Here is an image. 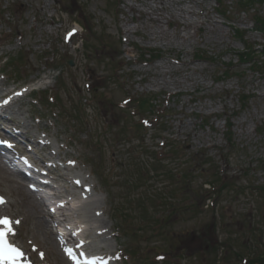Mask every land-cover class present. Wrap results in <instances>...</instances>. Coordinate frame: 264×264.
I'll return each mask as SVG.
<instances>
[{
	"label": "rangeland",
	"instance_id": "374dc122",
	"mask_svg": "<svg viewBox=\"0 0 264 264\" xmlns=\"http://www.w3.org/2000/svg\"><path fill=\"white\" fill-rule=\"evenodd\" d=\"M217 6L0 0V91L33 83L50 98L23 95L4 115L47 141L30 157L52 155L57 191L91 201L82 213L107 264H264V32L255 29L264 2L243 11L224 0L222 16ZM247 46L260 70L239 60ZM0 192L14 203L0 213L19 225L26 264H70L17 191L0 180Z\"/></svg>",
	"mask_w": 264,
	"mask_h": 264
},
{
	"label": "bare ground",
	"instance_id": "6f19581e",
	"mask_svg": "<svg viewBox=\"0 0 264 264\" xmlns=\"http://www.w3.org/2000/svg\"><path fill=\"white\" fill-rule=\"evenodd\" d=\"M158 1L161 2V0ZM156 10H158L156 7L153 8V11ZM143 14H144L143 16L148 20H157L150 13H143ZM7 93H8L7 91L4 92L0 91V100L1 98L5 97ZM13 99L16 100L15 98ZM5 100L7 101L5 102ZM5 100L4 102H0L1 106H3L5 103H7L8 106H10L12 103H15V102L10 103L9 98L7 99L5 98ZM8 108H11V106ZM40 140H38L37 138L35 140V143L37 145L42 144L43 142L42 140L41 141ZM44 159H48V158L45 157ZM8 169L9 168L6 165H4L0 160V180L2 182L8 183V185L10 187H13L17 191V194L22 197L20 199V202L22 205H24V208L27 209L30 218L32 220L34 219L33 223L35 224L36 229L41 231L47 237H51L52 233H51L50 221L45 219V214L47 212H44L41 201L34 194L32 190L26 188L25 180L23 177H21V175L18 172H13L10 169L9 170ZM84 180L85 177H83V181ZM79 184L80 183L78 182H74V185L76 186H78ZM54 188L55 187H52L51 190ZM90 191L92 192L94 191V189L91 188ZM54 193L55 194L58 193L59 194L58 196L64 198V201L62 203V207L56 208L58 211L57 213L51 212L52 216L53 217L56 216V218L59 217L60 219L62 218L61 222H64V226L75 231L74 233L69 234L67 241L72 242L74 246L80 249L81 252L89 249L91 251V254L95 255V259H99L100 257L99 254L101 253L100 249H102V246H97L93 242L95 236H97L96 235L97 232H99L98 227L93 225L91 220H87V218L84 216L85 214L83 215L82 213L83 209H85V212L87 211V209L90 207L89 202L91 201L85 202L84 200L83 201L77 200L73 197V195H71V197L66 199V196L64 194H66L67 192L63 194L60 192V190L57 191V189L54 190ZM64 204H68V206L70 207H64ZM10 205L12 206L14 205V203H10ZM78 257L80 258V255H78ZM99 263L100 262H98V264Z\"/></svg>",
	"mask_w": 264,
	"mask_h": 264
},
{
	"label": "snow or ice",
	"instance_id": "6c2138e0",
	"mask_svg": "<svg viewBox=\"0 0 264 264\" xmlns=\"http://www.w3.org/2000/svg\"><path fill=\"white\" fill-rule=\"evenodd\" d=\"M5 202L4 198L0 197V204ZM15 223L19 224L20 222L15 221ZM9 234H14L13 221L9 217L0 216V258L5 261L11 260L13 264H15L23 253L17 246L10 243L8 239ZM41 256H43V254H41Z\"/></svg>",
	"mask_w": 264,
	"mask_h": 264
},
{
	"label": "trees",
	"instance_id": "16d2710c",
	"mask_svg": "<svg viewBox=\"0 0 264 264\" xmlns=\"http://www.w3.org/2000/svg\"><path fill=\"white\" fill-rule=\"evenodd\" d=\"M216 1L219 2L220 0H216ZM256 1L257 2L258 1H263L264 2V0H234V2L240 8H242L243 10H248L249 7L252 6L253 3L256 2ZM255 22H256V29L264 32V19L257 16ZM260 46H261L260 53H261V55H264V43L262 45H260ZM254 54H255V51H254L253 46H247L246 52L239 54V59L241 61H247V62L251 63L252 66H255V67L260 69L261 68V67H259L260 63H258V61L253 59L254 58ZM151 57L155 58L154 55H152ZM257 64H259V66ZM150 101H151L150 99H149V101H147V100H144V101H141V102L138 101L139 106H140L139 108H141L142 110H145L146 107L148 105H150V103H151ZM251 263L252 264H262V263H260L259 261L255 260V259L252 260L250 262V264Z\"/></svg>",
	"mask_w": 264,
	"mask_h": 264
}]
</instances>
